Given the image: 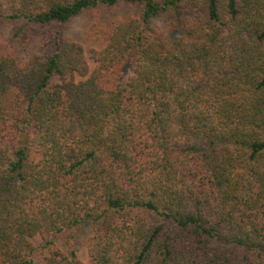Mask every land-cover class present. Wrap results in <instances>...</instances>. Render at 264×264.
<instances>
[{"label": "trees", "instance_id": "16d2710c", "mask_svg": "<svg viewBox=\"0 0 264 264\" xmlns=\"http://www.w3.org/2000/svg\"><path fill=\"white\" fill-rule=\"evenodd\" d=\"M0 264H264V0H0Z\"/></svg>", "mask_w": 264, "mask_h": 264}, {"label": "rangeland", "instance_id": "374dc122", "mask_svg": "<svg viewBox=\"0 0 264 264\" xmlns=\"http://www.w3.org/2000/svg\"><path fill=\"white\" fill-rule=\"evenodd\" d=\"M137 8L134 6H130L127 4L119 5L112 9H104L100 16L102 21L110 22L113 20H119L122 17L129 15V14H136ZM91 24V18L88 15H81L78 18L74 19L68 25V33L69 35L76 40L77 42L81 43L86 51H89L93 47H100V43L93 41L91 38L88 37V29ZM84 236L83 233H79L77 235V241L79 244H83L84 249ZM81 257L86 261L87 256L81 253Z\"/></svg>", "mask_w": 264, "mask_h": 264}]
</instances>
